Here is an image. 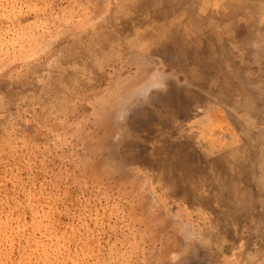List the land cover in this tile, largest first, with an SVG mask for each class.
I'll return each instance as SVG.
<instances>
[{
  "label": "rangeland",
  "instance_id": "374dc122",
  "mask_svg": "<svg viewBox=\"0 0 264 264\" xmlns=\"http://www.w3.org/2000/svg\"><path fill=\"white\" fill-rule=\"evenodd\" d=\"M157 7L0 0V264H264V5Z\"/></svg>",
  "mask_w": 264,
  "mask_h": 264
},
{
  "label": "crops",
  "instance_id": "0c3cea01",
  "mask_svg": "<svg viewBox=\"0 0 264 264\" xmlns=\"http://www.w3.org/2000/svg\"><path fill=\"white\" fill-rule=\"evenodd\" d=\"M144 0H133V2L140 3ZM151 1V0H150ZM158 3L157 10H173L179 12L181 17L186 12L195 13V16L189 18L191 22L198 23V25L211 26L213 22V12L215 11H228L229 9L239 10H257L258 5H264V0H152ZM172 5V6H169ZM208 16L210 23H207ZM212 17V18H211ZM212 21V22H211ZM186 22L182 23L181 18L175 19V26L185 25Z\"/></svg>",
  "mask_w": 264,
  "mask_h": 264
}]
</instances>
